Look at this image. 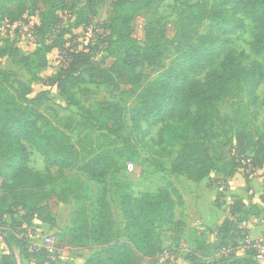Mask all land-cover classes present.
<instances>
[{"label": "trees", "instance_id": "trees-1", "mask_svg": "<svg viewBox=\"0 0 264 264\" xmlns=\"http://www.w3.org/2000/svg\"><path fill=\"white\" fill-rule=\"evenodd\" d=\"M109 1L114 14L108 18V24L101 26L107 33L104 39L108 54L97 59L93 38L81 49L64 47L67 41L76 39L74 34L69 40L63 38L76 29L93 25L98 0H0V10L6 18L1 19L14 23L21 17L16 10L8 8L10 4H17L19 11L27 9L39 18L33 26L35 39L39 41L34 53L18 58L14 40L5 39L4 46L0 45V62L9 59L17 63L32 81L56 91L68 106L76 108L96 124L98 131L106 133L95 143L88 134L80 143L74 144L66 133L73 121L59 118L55 123L47 119L37 109L36 98H28V93L23 95L14 90L9 83L10 77L0 69V225L4 226L9 218L6 229L0 231L8 242L6 252L0 256V264H15L14 244L21 248L24 239L18 238L15 228L23 227L25 233V224L29 225L33 219L50 227L54 225L45 208L40 206L42 197L34 198L33 191L42 185L43 175L27 167L31 152L41 158L47 173L51 169L62 171L77 167L93 183L101 185L112 166L109 152L103 150L99 139L112 144L114 140L123 139L121 131L127 119L138 133L140 124L148 129L161 126L156 144L170 150L177 148L169 169L172 176L198 183L210 177L220 163L221 168L216 172L223 180L239 172L248 184L249 174L264 170V123L259 128L251 120L244 119L241 130H238L239 126L235 128V150L231 156H226L227 159L214 157L209 150V143L216 138L212 110L218 103L233 100L243 118L248 107L258 104L257 91L264 84V0H211L189 6L194 15L200 13V17L192 18V22L200 23L206 15L211 17L205 35L196 42L174 46L176 56L165 71L138 93L139 104L128 109L121 101H104L91 111L76 97V86L88 79L113 92H118L122 86L138 89L142 76L136 73V68L150 67L160 55L156 41L146 40L143 48L134 51L136 39L130 25L131 15L126 14L128 1ZM59 13L70 14L67 29H64ZM243 20L252 28L247 55L229 47L230 38L243 29ZM48 40L50 44H47ZM169 44L173 45V41ZM114 45L119 54L109 65L105 59L114 57ZM54 50L63 53V62L54 76L42 79L38 73L47 67V56ZM219 57L220 64L214 68ZM202 73H205L203 80H191L192 75ZM47 94L42 91L39 96ZM181 204L173 184L137 200L120 194L118 207L126 234L123 240L114 228L109 204L102 196L97 201L93 222H89L84 207H80L70 226L62 228L56 240L60 245L67 241L71 247L87 242L101 246L102 254L87 258L84 264H157L164 250L158 231L171 225L180 226L174 217L176 207ZM17 210L23 215L15 218ZM262 215L263 211L257 206H245L233 197L226 217L215 230L216 252L232 249L227 258L220 255V264H256L251 252L237 256L235 250L248 234L239 228L240 223L248 217ZM199 252L190 255L188 264H205V257L201 255L204 252ZM23 253L24 259L31 264L32 260L33 264L45 262L44 252L34 253L30 245Z\"/></svg>", "mask_w": 264, "mask_h": 264}, {"label": "rangeland", "instance_id": "rangeland-1", "mask_svg": "<svg viewBox=\"0 0 264 264\" xmlns=\"http://www.w3.org/2000/svg\"><path fill=\"white\" fill-rule=\"evenodd\" d=\"M26 1L24 0V2ZM98 1L93 25L88 28L76 29L70 34H65L63 39L69 40L74 34L76 39L67 41L64 47L81 49L93 38L95 40L94 44L97 45L95 57L100 59L108 54L106 51L107 40L104 39L107 33L104 29H101V26L104 27L108 24V18L114 12L109 0ZM127 1L129 7L126 14L131 15L130 25L134 29V38L136 39L134 51L137 48H143L146 40H149L151 43L156 41L160 46V55L150 67L136 68V73L142 76L138 89L122 86L118 92H113L110 88L91 83L88 79H85L75 87L74 92L81 105L88 110H95L96 105L104 101H121L123 102L122 105L128 109L139 104V100L137 99L138 93L142 89L147 88V85L151 81L165 71L169 67L171 60L176 56L177 52L174 46L183 45L187 41L196 42L205 35V27L211 20V17L206 15V18L202 22H192V18H199L200 13L194 15L189 10V6L191 5L210 2L211 0H163L157 3H151L149 0ZM8 8L16 10L17 14H21V17L16 22L25 20L32 26L38 23L39 18L37 14L27 9L19 11L17 4H10ZM69 15L68 13H59V16L64 21V29H67L69 26L67 21ZM1 18H5V16L0 10V22L5 21ZM243 22V29L230 38L229 47L235 49L238 53L243 52L247 55L249 54L248 45L251 41L252 28L248 21L243 20ZM6 34L10 35L9 33ZM96 35H99V37ZM5 39L8 40L6 36L0 35L1 47L4 46ZM9 40L12 41V39ZM50 40H53V38H50ZM50 40H48L47 44H50ZM171 41H173V45L169 44ZM12 42L17 49L18 58L20 56H31L39 44V41L36 39L32 45L23 44V41L16 39ZM112 51L115 52L112 55L114 57L105 59L106 64L110 65L114 62L116 55L119 54L116 45L112 46ZM47 58V67L38 73L42 79L56 74L63 62V53L54 50L48 54ZM220 61L221 57L215 60L214 68L219 66ZM0 69L6 71L4 75L10 77L9 83L14 90L23 95L25 92L28 93V98H36L37 109L47 119L55 123H57V119L59 118H69L73 121L66 133L74 144L80 143L88 134L92 136L94 143L99 136L106 134L98 131L96 124L93 121L87 120L85 115L76 108L68 106L57 95L56 91L49 90L38 81H32L30 76L17 63H13L9 59H3L0 62ZM204 75L205 73L195 74L190 78L191 80H203ZM20 84H24L27 89ZM42 91H47L48 94L46 96H39V93ZM257 96L259 99L258 104L248 107L244 118L243 114H239L236 103L233 100H224L214 107L212 110V120L216 138L209 143V150L212 156H221V158L227 159L226 156L229 157L234 153L233 139L235 128L239 126L240 129L238 130H241L244 119L251 120L252 124L256 127L260 128L262 126L264 123V84L258 89ZM160 129L161 126L148 129L144 124H140L141 131L138 133L131 128L130 123L126 119L121 131L123 139L114 140L112 138L111 140H114L112 144L110 141L100 138L98 143L103 146V150L109 152L108 156L112 166L106 181L101 185L93 183L77 167L62 171L51 169L47 173L41 158L36 153L31 152L27 167L31 171L43 175L42 185L36 191H33L34 198L36 196L42 197L40 206L45 208V212L54 221V225L50 227L33 219L29 225L25 224L26 230L36 228L43 236L53 237L57 242V234H59L62 228L70 226L74 213L78 208L84 207L87 219L89 222H93L95 220L94 211L97 208V201L104 196L109 204L114 228L119 232L120 237L125 240L124 221L118 207L120 194H127L131 200H137L144 195H154L160 189L169 188L174 183V180L177 179V176L169 174L177 148L170 150L159 147L156 144ZM128 163L133 164L135 174H130L126 171V164ZM224 163H227V161H224ZM220 168V163H217L216 169L207 184L210 190L215 193L214 204L223 211L222 206L225 203L222 200V191L218 188H221V184L223 183L227 185V192L228 180H223L222 176L217 173ZM249 176V180L258 179L260 176L264 178V170H257L249 174ZM249 183L247 184L248 190L246 193L248 196L254 191L252 187L249 188ZM175 212V216L179 218L180 209L178 207ZM22 215L21 211H15V218ZM8 224L9 218L7 217L4 226L0 225V231L6 229ZM14 230L19 239L24 238L23 227L15 228ZM211 233L209 232V234L203 235L198 239L190 237L184 226L177 227L171 225L159 229L158 235L162 248L169 251V260L166 263L158 261L157 264H188L190 255L192 253H200L199 251L204 252L201 255L205 257V264H220L221 256L214 249L215 238L214 240L211 239ZM21 241V248L14 244L13 254L15 264H31L23 257V251L25 249L27 251L30 243L24 239ZM59 246L61 248L59 252L60 264H84L87 258L101 255L103 252L101 246L92 242L72 248L66 241L61 245L59 244ZM33 261H31L32 264ZM142 264H146V262H142Z\"/></svg>", "mask_w": 264, "mask_h": 264}, {"label": "crops", "instance_id": "crops-1", "mask_svg": "<svg viewBox=\"0 0 264 264\" xmlns=\"http://www.w3.org/2000/svg\"><path fill=\"white\" fill-rule=\"evenodd\" d=\"M210 177L198 183L191 182L181 176H177V179L174 180L173 185L177 189L182 201V204L178 206V209H180V216L179 218L175 216L174 221H178L181 227L184 226L185 230L190 234V237H196L199 239L201 236L212 232L211 239L214 240L216 228L226 217V211L224 208L223 211H221L214 204L215 193L210 190L207 184ZM249 182V188L252 187L254 189L252 194L249 193L250 196L246 194L248 185L243 176L239 172L235 173L230 179H228L227 195L231 201L233 200V197H235L245 206H257L263 211L262 216L264 217V178L260 176L258 179H252ZM250 231V237L253 239L262 233L263 228H253ZM0 240L1 256L6 252L7 246L2 239ZM237 256L243 255L237 254Z\"/></svg>", "mask_w": 264, "mask_h": 264}, {"label": "built area", "instance_id": "built-area-1", "mask_svg": "<svg viewBox=\"0 0 264 264\" xmlns=\"http://www.w3.org/2000/svg\"><path fill=\"white\" fill-rule=\"evenodd\" d=\"M9 33L10 35H7ZM16 34V35H13ZM0 35L6 36L8 39H16L18 41H23V44L32 45L35 41V36L33 33V26L28 22L19 21L16 23H11L7 20L0 22ZM126 171L130 174H135V168L133 164H126ZM248 172V171H246ZM220 184V183H217ZM221 188H218L222 191L223 201H224V210L227 212L228 206L231 204V199L228 197L226 189L227 185L221 184ZM226 187V188H225ZM219 190V191H220ZM263 228L262 233L259 234L256 238L250 237V230L253 228ZM240 229H243L248 232V234L240 242V245L235 250V254L244 255L247 252H251L252 258L256 264H264V217H248L242 221L239 225ZM24 239L28 240L30 243V249L34 253H39L43 251L45 254L44 264H60L59 252L61 250L59 244L55 241L53 237L43 236L41 232L36 228H29L24 233ZM220 255L228 257L232 254V249L228 248L222 250ZM169 260V251L166 249L162 251L159 256L160 262H168Z\"/></svg>", "mask_w": 264, "mask_h": 264}, {"label": "water", "instance_id": "water-1", "mask_svg": "<svg viewBox=\"0 0 264 264\" xmlns=\"http://www.w3.org/2000/svg\"><path fill=\"white\" fill-rule=\"evenodd\" d=\"M0 238L3 240V242L6 244V246L8 247V242L7 239L5 238V236L3 234L0 233Z\"/></svg>", "mask_w": 264, "mask_h": 264}]
</instances>
